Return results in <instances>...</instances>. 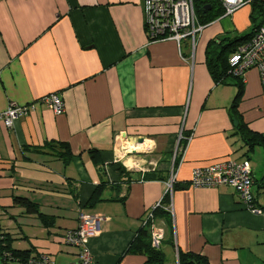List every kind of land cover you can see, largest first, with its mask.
<instances>
[{"label":"crops","instance_id":"0c3cea01","mask_svg":"<svg viewBox=\"0 0 264 264\" xmlns=\"http://www.w3.org/2000/svg\"><path fill=\"white\" fill-rule=\"evenodd\" d=\"M245 6L205 25L194 44L179 45L150 40L144 0H0V112L50 93L66 107L56 114L39 103L13 129L0 121V231L14 248L75 262L79 249L65 234L81 215H101L87 241L91 264H180L179 251L209 264H264V147L248 151L235 134V80L216 83L206 62L211 40L248 21ZM243 83L239 110L264 135L259 71L250 69ZM181 133L192 139L173 171ZM228 159L249 160L263 213L246 209L232 188L191 186L196 167ZM167 193L170 215L156 219L164 261L126 252ZM16 196L34 202L47 223Z\"/></svg>","mask_w":264,"mask_h":264},{"label":"built area","instance_id":"2783aa9c","mask_svg":"<svg viewBox=\"0 0 264 264\" xmlns=\"http://www.w3.org/2000/svg\"><path fill=\"white\" fill-rule=\"evenodd\" d=\"M226 13L231 15L236 10L255 0H221ZM145 28L150 40H173L179 45L188 40L195 43L198 35L205 25L201 24L196 13L194 0H144ZM230 72L234 76L246 81V73L253 68L259 71L262 84L264 85V24L256 29L252 38L241 44L229 57ZM44 103L54 110L56 114L66 111L65 103L57 93L46 94L39 100L20 104L12 102L8 108L0 112V121L8 129H13L16 121L27 115L31 109ZM185 140V144H178L174 155L173 171L179 157L180 164L185 157V152L192 139V135L183 136L181 133L179 141ZM175 172L168 182V188L172 190L175 181ZM191 186L194 188L229 187L236 191L245 208L254 213H263L256 205V194L254 191L255 178L252 173L251 164L248 159L236 161L232 159L221 160L207 166L196 167L191 174ZM170 209L171 207L168 206ZM152 210L144 221L150 225L151 242L155 248H160L164 238L163 230L157 225ZM103 219L101 215H81L79 226L67 231L65 241L67 244L79 249V259L68 264H91L93 256L87 241L99 232V222ZM28 264H58L48 253L29 258Z\"/></svg>","mask_w":264,"mask_h":264},{"label":"trees","instance_id":"16d2710c","mask_svg":"<svg viewBox=\"0 0 264 264\" xmlns=\"http://www.w3.org/2000/svg\"><path fill=\"white\" fill-rule=\"evenodd\" d=\"M194 1L197 16L200 23L203 25L211 23L226 13V9L221 0ZM253 2L257 4L260 9V14L263 16L261 21L255 23L253 30L244 35H226L221 38L213 39L209 42L206 49V62L215 82L220 84L228 83L229 79L235 80V85L238 90L231 107L230 115L234 125L235 134L241 137L244 145L248 148V151L254 149L256 145L264 147V135L251 129L239 110L240 100L244 94V83L240 77L234 76L230 72L229 57L241 44L249 41L255 34L256 29L264 24V0H255ZM254 20L256 19L254 18ZM61 147L66 150L63 156L69 160L71 158V149L69 145L65 143L61 144ZM92 156L97 160L96 152L93 151ZM178 163L179 159L177 158L176 165ZM120 171L124 172L123 170ZM103 187L104 183L96 188L88 202L90 205H94L100 199V193ZM14 200L15 203L25 206L28 213H40L37 205L27 197L16 196ZM162 202L164 203V206H158L153 211L155 220L158 217H168L170 215L168 209L170 193L165 195ZM39 216L45 223H47L46 217L42 214H39ZM13 240L14 238L9 233H2L0 231V249L3 264H28L29 258H31V251L29 249L14 248ZM126 252L145 254L148 261L153 263H161L165 258L164 252L160 248H155L152 245L149 223L143 225L135 239L128 246ZM179 260L180 264H209L206 256L193 252L179 251Z\"/></svg>","mask_w":264,"mask_h":264},{"label":"rangeland","instance_id":"374dc122","mask_svg":"<svg viewBox=\"0 0 264 264\" xmlns=\"http://www.w3.org/2000/svg\"><path fill=\"white\" fill-rule=\"evenodd\" d=\"M245 7H248V9L250 10L249 19L246 23L244 22V25L241 28L234 31L233 36L244 35L251 32L254 28L255 23L261 21L263 18V16L260 14V9L257 4H255V2H252L250 3V5H246ZM254 18L256 20H254Z\"/></svg>","mask_w":264,"mask_h":264},{"label":"water","instance_id":"95a60500","mask_svg":"<svg viewBox=\"0 0 264 264\" xmlns=\"http://www.w3.org/2000/svg\"><path fill=\"white\" fill-rule=\"evenodd\" d=\"M138 140H139V142H143L144 138H139ZM0 264H3L2 256H1V249H0Z\"/></svg>","mask_w":264,"mask_h":264}]
</instances>
